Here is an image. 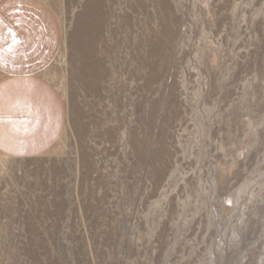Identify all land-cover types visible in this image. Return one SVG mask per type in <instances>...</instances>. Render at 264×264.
Wrapping results in <instances>:
<instances>
[{"label":"rangeland","instance_id":"1","mask_svg":"<svg viewBox=\"0 0 264 264\" xmlns=\"http://www.w3.org/2000/svg\"><path fill=\"white\" fill-rule=\"evenodd\" d=\"M66 127L0 156V264H264V0H45Z\"/></svg>","mask_w":264,"mask_h":264},{"label":"crops","instance_id":"2","mask_svg":"<svg viewBox=\"0 0 264 264\" xmlns=\"http://www.w3.org/2000/svg\"><path fill=\"white\" fill-rule=\"evenodd\" d=\"M62 39L45 0H0V156L35 159L62 137L65 104L44 77Z\"/></svg>","mask_w":264,"mask_h":264}]
</instances>
